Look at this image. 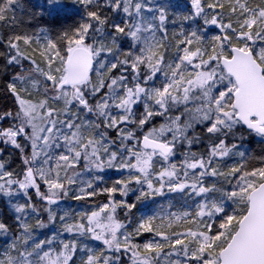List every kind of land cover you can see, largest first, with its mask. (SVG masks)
Wrapping results in <instances>:
<instances>
[{
  "label": "snow or ice",
  "instance_id": "snow-or-ice-1",
  "mask_svg": "<svg viewBox=\"0 0 264 264\" xmlns=\"http://www.w3.org/2000/svg\"><path fill=\"white\" fill-rule=\"evenodd\" d=\"M0 264H264V0H0Z\"/></svg>",
  "mask_w": 264,
  "mask_h": 264
}]
</instances>
